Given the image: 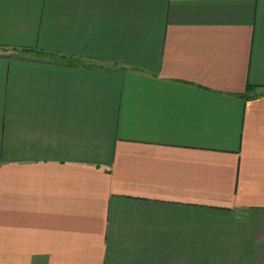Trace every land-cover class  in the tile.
<instances>
[{
	"label": "crops",
	"instance_id": "0c3cea01",
	"mask_svg": "<svg viewBox=\"0 0 264 264\" xmlns=\"http://www.w3.org/2000/svg\"><path fill=\"white\" fill-rule=\"evenodd\" d=\"M0 264H264V0H0Z\"/></svg>",
	"mask_w": 264,
	"mask_h": 264
},
{
	"label": "rangeland",
	"instance_id": "374dc122",
	"mask_svg": "<svg viewBox=\"0 0 264 264\" xmlns=\"http://www.w3.org/2000/svg\"><path fill=\"white\" fill-rule=\"evenodd\" d=\"M5 51V50H4ZM9 52H18V53H15V54H19V55H33L34 52H32V50H11Z\"/></svg>",
	"mask_w": 264,
	"mask_h": 264
}]
</instances>
